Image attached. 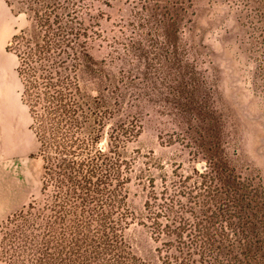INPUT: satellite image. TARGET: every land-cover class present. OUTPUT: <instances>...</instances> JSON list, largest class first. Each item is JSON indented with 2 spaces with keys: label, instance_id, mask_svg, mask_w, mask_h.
Returning a JSON list of instances; mask_svg holds the SVG:
<instances>
[{
  "label": "rangeland",
  "instance_id": "374dc122",
  "mask_svg": "<svg viewBox=\"0 0 264 264\" xmlns=\"http://www.w3.org/2000/svg\"><path fill=\"white\" fill-rule=\"evenodd\" d=\"M68 3L80 6L87 30L82 89L110 105V122L139 127L124 155L132 163L125 187L135 217L124 242L136 264H234L216 243L195 245L181 215L186 188L198 191L211 179L260 182L264 191V0ZM29 16L27 0H0V58H16L7 47ZM51 190L29 204L42 208ZM262 204L250 206L258 220L251 264H264ZM7 218L0 224L4 251L2 238L19 223ZM213 221L230 222L226 214Z\"/></svg>",
  "mask_w": 264,
  "mask_h": 264
},
{
  "label": "trees",
  "instance_id": "16d2710c",
  "mask_svg": "<svg viewBox=\"0 0 264 264\" xmlns=\"http://www.w3.org/2000/svg\"><path fill=\"white\" fill-rule=\"evenodd\" d=\"M27 3L30 25L17 30L7 49L18 59L22 100L40 144L41 194L53 190L42 208L28 203L26 211L8 216V222L19 223L2 238L8 237L9 250L1 244L0 258L6 264H136L124 242V231L135 218L125 187L132 163L124 155L139 127L132 121L110 122V105L80 85L79 73L88 68L89 58L80 6L68 0ZM102 139H108L106 146L100 145ZM218 181L200 184L201 193L186 188L184 225L198 247L216 243L228 263L251 264L258 220L250 206L259 199L264 210V191L260 182ZM216 214L228 215L230 222L216 225ZM153 233L158 238L162 231Z\"/></svg>",
  "mask_w": 264,
  "mask_h": 264
},
{
  "label": "crops",
  "instance_id": "0c3cea01",
  "mask_svg": "<svg viewBox=\"0 0 264 264\" xmlns=\"http://www.w3.org/2000/svg\"><path fill=\"white\" fill-rule=\"evenodd\" d=\"M17 67V57L0 58V224L40 195L42 187L40 144L22 100ZM0 264L6 263L0 258Z\"/></svg>",
  "mask_w": 264,
  "mask_h": 264
}]
</instances>
